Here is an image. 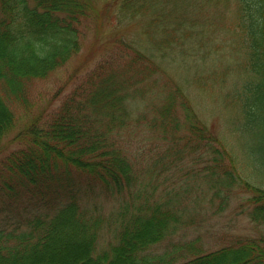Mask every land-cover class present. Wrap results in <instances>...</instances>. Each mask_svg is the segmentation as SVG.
Segmentation results:
<instances>
[{"label":"trees","instance_id":"trees-1","mask_svg":"<svg viewBox=\"0 0 264 264\" xmlns=\"http://www.w3.org/2000/svg\"><path fill=\"white\" fill-rule=\"evenodd\" d=\"M95 2L0 0V140L15 125L11 104L27 102L31 79L46 77L79 51L81 24ZM220 3L230 11L228 26L216 20ZM116 8L118 22L133 23L137 32L118 38L117 49L77 77L55 111L25 125L16 135L20 147L0 160V264H60L65 254L60 259L50 247L68 231L80 241L72 245L73 264H264L261 238L209 251L190 240L192 231L206 228L201 221L227 208L232 185L240 183L252 192L247 217L264 222V188L237 172L238 158L199 118L191 92L176 86L154 94L159 78L147 80L161 69L157 59H177L196 67L193 89H218L219 100L221 83L206 84L212 76L198 68H209L214 53L220 64L232 50L246 75L234 111L264 136V0H120ZM157 95L165 96L164 104L146 109ZM178 99L184 125L209 149L201 192L189 183L157 190L154 169L142 178L131 160L130 149L143 140L141 127L146 139L181 129ZM108 199L105 216L99 203ZM103 229L114 230L115 243L101 249Z\"/></svg>","mask_w":264,"mask_h":264},{"label":"rangeland","instance_id":"rangeland-1","mask_svg":"<svg viewBox=\"0 0 264 264\" xmlns=\"http://www.w3.org/2000/svg\"><path fill=\"white\" fill-rule=\"evenodd\" d=\"M95 1L96 10L89 17L83 19L81 24L85 33L81 37L79 51L71 56L65 65L46 77L31 79L33 81L29 83V95L24 105L21 103L11 104L16 116L15 125L0 140V160L10 151L20 147L16 135L25 125L35 117L37 119L41 112L44 119L50 111H55L64 94L79 81L76 78L83 72L92 69L105 51L117 49L116 40L118 38L125 39L126 36H133L137 32V26L133 23L120 24L118 22L120 16L114 12L120 0ZM106 4H110L111 7L107 9ZM214 12L217 22L221 25L231 24L230 11L227 6L220 3ZM211 57L207 62L209 68L206 67L204 70V67L201 68L199 64L200 68L198 69L202 76H212V80L208 78L206 84L221 83L222 97L220 98L218 94L219 100H216L214 96L215 92H219L218 89H209V87L204 90L193 89L192 80L197 75L196 67H192L191 63H188L187 66L178 64L177 59L174 61L167 58L157 59L156 66L160 65L161 69L147 79L148 83L151 85L153 78H159L156 82L159 90L154 94H160L162 90L168 91L176 86H182L186 93L191 92L188 100H191L190 104L199 118L221 138L224 145H228L229 150H232L238 158L239 170L237 172L241 176L247 177L255 185L264 188V149H261L264 146V136L248 122L241 110L234 111L235 108L232 105L237 99V90L245 82L246 75L236 64L237 57L233 55L232 50L227 52V56L220 64H215L220 59V53H214ZM74 74L75 76L71 78ZM214 80H224V82ZM162 85L164 86L162 87ZM195 94L199 98H195ZM165 100L164 95H157L154 99H149L145 108L149 110L152 105L161 106ZM181 102L182 99H178L174 108V113L182 126L181 129L178 131L168 130L166 135L157 134L153 139L151 137L146 139L144 137L149 135L141 127L143 140L130 149V154L133 157L138 155V157H132L131 160L142 178L143 172L146 177H150L148 172L154 169L152 175L154 179L157 178L160 181L156 179L159 183L157 190H163L166 187L178 190L181 184L189 183L199 189L197 192H201L204 190L203 187L206 188L204 177L207 171L203 166L207 163L209 149L208 146L203 145L205 142L198 145L196 135L184 125L187 123V118L184 117L185 110H183ZM147 118L149 119L150 116ZM222 164H225L223 168H228L226 164L229 162L224 160ZM232 186L233 188L229 192L231 201L224 211L213 216L212 219L197 220L201 221L202 225H206V228L209 227V233L206 232V228H201L200 231H192L190 236V240L202 243L207 251L236 242L237 239L261 238L264 240V222L252 221L247 217V211L252 207L251 203H248L252 192L246 190L248 188L245 189L242 183ZM109 200L99 203L105 216L111 211V201ZM201 231V238L195 239L196 233ZM61 235L62 237L52 244L50 251L57 252L59 258L61 253L65 254L63 259L60 258V264L65 261L73 264L71 263L75 253L73 246L80 241L77 240V235H71L69 231L67 234ZM114 235V230L107 232L103 229L97 247L103 249L107 248L109 244L115 243ZM53 260L58 259L54 257ZM48 263L57 264L56 261Z\"/></svg>","mask_w":264,"mask_h":264}]
</instances>
